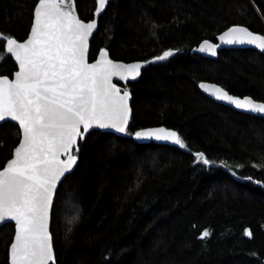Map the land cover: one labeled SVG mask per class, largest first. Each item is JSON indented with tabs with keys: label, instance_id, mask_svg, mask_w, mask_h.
<instances>
[{
	"label": "trees",
	"instance_id": "16d2710c",
	"mask_svg": "<svg viewBox=\"0 0 264 264\" xmlns=\"http://www.w3.org/2000/svg\"><path fill=\"white\" fill-rule=\"evenodd\" d=\"M37 3L0 0V53L7 39H27ZM97 3L76 0L79 16L92 19ZM235 25L264 35V0L108 1L89 60L106 48L114 59L145 63L141 77L124 85L132 94L126 133L163 126L187 147L99 130L80 139L77 166L52 208L56 264H264V117L218 103L199 88L209 80L264 101V53L192 52ZM169 50L175 54L154 59ZM16 70L4 55L0 76ZM19 140L18 125L0 124V169ZM196 153L212 163L198 162ZM205 230L210 235L201 239ZM14 231L12 223L0 227V264L9 263Z\"/></svg>",
	"mask_w": 264,
	"mask_h": 264
},
{
	"label": "snow or ice",
	"instance_id": "6c2138e0",
	"mask_svg": "<svg viewBox=\"0 0 264 264\" xmlns=\"http://www.w3.org/2000/svg\"><path fill=\"white\" fill-rule=\"evenodd\" d=\"M108 0H98L97 12ZM74 0H38L33 26L26 42L7 39L4 55L12 54L19 70L14 79L0 77V123L17 122L21 142L13 159L0 170V225L14 222L15 235L9 245L10 264H50L55 260L50 214L57 185L76 164L77 138H83L81 126L89 129L127 131L131 109L129 93L111 83V77L136 79L141 63H113L101 50L99 59L87 62L88 39L97 28L95 18L81 21ZM226 43L254 45L264 51V35L253 34L243 26H233ZM217 45L204 41L200 51L216 54ZM175 53L171 50L155 57L162 61ZM216 99L239 109L264 115V102L234 98L219 87L208 89ZM138 139L169 141L186 148L176 131H138ZM203 165L212 163L203 153L194 154ZM61 156L66 157L61 159ZM78 217L68 220L71 225ZM68 231H71L69 227ZM209 231L201 233L207 238ZM246 235L251 236L250 231Z\"/></svg>",
	"mask_w": 264,
	"mask_h": 264
},
{
	"label": "water",
	"instance_id": "95a60500",
	"mask_svg": "<svg viewBox=\"0 0 264 264\" xmlns=\"http://www.w3.org/2000/svg\"><path fill=\"white\" fill-rule=\"evenodd\" d=\"M108 1H109V0H108ZM37 4H38V3H37ZM74 4H75L74 11H75L76 15L78 16V18H79L81 21L87 23V22L92 21L94 18H95V20H96L97 28H96V30H94L92 36H90L89 39H88V48H87L86 58H87V62H88L89 64L95 63V62L99 59V56H100V52H101V50H104V51L107 52V58L110 59L113 63H122V64H125V65L133 64V63H141V64L143 65V67H141V69H140V75H139L138 77H136V79H134V80L131 79V78L125 80V79H122L120 76H113V77H111V83L114 84L117 88L120 89V94H121V95H123V93H124L125 91H127V92L129 93L128 106H129V108L131 109L130 117H129V120H128V125H129V122H130V120H131V118H132V105H131V103H132V94H131V92H130L129 90H127V89L124 88V85L127 84L128 82L137 81V80L141 77L142 71H143V69H144V67H145V63L142 62V61H139V60H134V61H124V60L114 59V58L111 57L109 51H108L106 48H102V49L99 51L97 57H96L94 60H89V53H90L91 40H92L94 34L96 33V31H97V29H98L99 18H100V16L103 14L105 8L107 7L108 2H107V4H106L105 8L99 13V15H98V16H94V17H93L92 19H90V20H84V19H82V18L79 16V13H78V11H77L76 0H74ZM36 6H37V5H36ZM98 6H99V4L97 3V8H98ZM97 8H96V10H95V13L97 12ZM95 13H94V14H95ZM33 21H34V19H33ZM32 26H33V24H32ZM235 26H243V27L248 28L247 26H244V25H235ZM232 27H233V26H232ZM232 27H229V28L225 29L224 31H222V32L220 33V35H219L217 41L203 40L202 42H200L197 46H195V47L192 49V52H193V53H198V54H200V55H202V56H204V57H211V56H214V55H212V54L209 53V52L200 51V47H201V45L203 44V42H204V41H208L210 44H213V45H217V46H218V47L216 48V53H217L218 51L222 50V49H230V48H251V49H254V50H257V51H259V52H263V53H264V51L259 50V49L256 48L254 45H250V44H240V43H233V44L226 43V41H227L228 39H231V38H232V37H229V36H225V37H224V40H221V37L224 36V34H225L230 28H232ZM248 29H249L253 34H261V35H263L262 33H259V32H256V31L251 30L250 28H248ZM29 38H30V33H29V35H28V37H27L26 40H24V41H17V42H21V43H22V42H26ZM9 55L13 58V55H12V54H9ZM13 60H14V58H13ZM14 62L17 64V70L15 71V72H17V71L19 70L18 62L15 61V60H14ZM15 72H14V73H15ZM0 77H7L9 80H12V79H14V74H13L12 77H9V76H7V75H2V76H0ZM214 87H219V88L223 89L224 91H226L229 95L233 96L234 98L240 99V100H243V99H245V98H250V99H252L254 102H264V101H261V100H257V99H255V98H253L252 96H249V95L241 96V95L233 94V93L229 92L228 90H226L225 88H223L220 84H218V83H216V82H213V81L203 80V81H200V82H199V88H200V90H201L202 93H203L205 96H207L208 98H210V99H212V100H215V101H217L218 103L224 104V105H226V106H228V107H230V108H233V109H235V110H237V111H240V112H243V113H247V114H251V115H255V116H261V117H264V115H261V114H253V113L248 112L247 110L239 109V108L235 107L234 105L229 104L228 102H225V101H221V100L216 99L214 96L210 95V93H209V91H208V89H211V88H214ZM10 122H11V121H10ZM13 123H15L16 125H18L17 122H13ZM0 124H1V123H0ZM127 127H128V126H127ZM160 128H164L165 130L175 131V130H173V129L166 128V127H163V126L147 127V128H142V129H140V130H138V131L156 130V129H160ZM19 129H20V128H19ZM93 130H99V131H103V132H111V133H114V134H116V135H118V136H122V137H131V138H133L134 140H136V141H138V142H140V143H147V142H150V141H156V142L161 143V144H167V143L173 144L172 142H169V141H158V140H155V139H138V138H136L135 133L129 135V134H127L126 132H124V133H120V132L116 131L115 129H89L86 133H84V129H83V127L81 126V132L83 133V138H86V136H87L91 131H93ZM138 131H137V132H138ZM20 132H21V129H20ZM21 139H22V137L20 136V140H19L18 144L21 142ZM80 139H81V138H79V137L77 138L78 146H79V141H80ZM18 144L16 145V147L18 146ZM16 147H15V148H16ZM74 150H75V149H73V154H74ZM13 158H14V157H13V153H12V156H11L10 159H8V161H10V160L13 159ZM65 158H66V157L61 156V159H65ZM8 161H7V162H8ZM7 162H6V163H7ZM6 163L4 164V166H3L0 170H2V169L5 167ZM77 163H78V157H77L76 164L73 166L71 172L75 169V167L77 166ZM71 172H70V173H71ZM70 173H66L65 176H66L67 174H70ZM64 178H65V177H64ZM64 178H62V181H63ZM59 186H60V184L57 185V190H58ZM56 193H57V191H56ZM55 197H56V194H55L54 197H53V204H54V201H55ZM51 217H52V211H51V214H50V222H49V232H50V233H51ZM7 223H12V224H14V222H7ZM4 224H6V223H4ZM4 224L0 225V227L3 226ZM14 228H15V225H14ZM14 235H15V231H14ZM14 235H13V238H12V242H13V240H14ZM51 235H52V233H51ZM12 242H11V243H12ZM11 243H10V244H11ZM52 248H53V252H54V256H55L54 264H56V255H55V250H54V246H53V237H52ZM8 262H9L8 264H10L9 250H8ZM50 264H53V262H50Z\"/></svg>",
	"mask_w": 264,
	"mask_h": 264
},
{
	"label": "bare ground",
	"instance_id": "6f19581e",
	"mask_svg": "<svg viewBox=\"0 0 264 264\" xmlns=\"http://www.w3.org/2000/svg\"><path fill=\"white\" fill-rule=\"evenodd\" d=\"M64 180V179H63Z\"/></svg>",
	"mask_w": 264,
	"mask_h": 264
}]
</instances>
